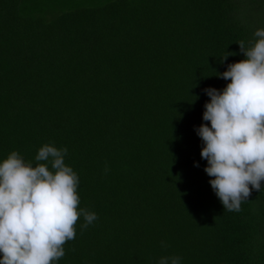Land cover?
<instances>
[{
    "label": "trees",
    "instance_id": "16d2710c",
    "mask_svg": "<svg viewBox=\"0 0 264 264\" xmlns=\"http://www.w3.org/2000/svg\"><path fill=\"white\" fill-rule=\"evenodd\" d=\"M258 29L264 0H0V163L67 148L98 217L54 264H264V182L225 210L195 131Z\"/></svg>",
    "mask_w": 264,
    "mask_h": 264
},
{
    "label": "clouds",
    "instance_id": "9594fccd",
    "mask_svg": "<svg viewBox=\"0 0 264 264\" xmlns=\"http://www.w3.org/2000/svg\"><path fill=\"white\" fill-rule=\"evenodd\" d=\"M254 36L250 47L238 42L245 59L217 73L230 83L222 91L204 90L210 102L204 105L203 121L210 127L195 129L203 141L204 171L229 212L240 211L264 182V29ZM67 151L44 144L35 166L16 151L0 163V264H54L65 255L64 245L75 239L80 217L81 230L98 219L95 212L79 208V178L65 164ZM181 259L163 256L158 264H180Z\"/></svg>",
    "mask_w": 264,
    "mask_h": 264
}]
</instances>
